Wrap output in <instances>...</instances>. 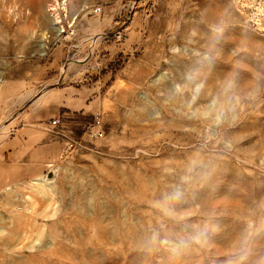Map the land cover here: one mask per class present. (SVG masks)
Returning <instances> with one entry per match:
<instances>
[{"label":"rangeland","instance_id":"1","mask_svg":"<svg viewBox=\"0 0 264 264\" xmlns=\"http://www.w3.org/2000/svg\"><path fill=\"white\" fill-rule=\"evenodd\" d=\"M125 2L0 0V264H264V0H138L118 39ZM100 77L102 138L6 161L29 89Z\"/></svg>","mask_w":264,"mask_h":264},{"label":"crops","instance_id":"2","mask_svg":"<svg viewBox=\"0 0 264 264\" xmlns=\"http://www.w3.org/2000/svg\"><path fill=\"white\" fill-rule=\"evenodd\" d=\"M124 22L127 23L117 16L116 23L119 27ZM133 28H136L133 21L125 26V29ZM131 43V41L122 43V48L132 49ZM65 75L63 74V77ZM54 81L48 83L44 89L40 87L29 89V97L32 95L28 100L30 111L20 114V123L15 132L4 135L2 138L3 146L7 147L5 153L7 162L14 163L15 160L16 163H25L34 151L36 153L40 151L39 156L36 157L43 158L45 159L43 162H46L49 154L43 150H51L57 141L55 136L45 132L46 129L60 126L64 133L74 136L75 130L79 128L76 122L81 115L88 114L94 117L96 113H99L98 109L106 93L103 78L100 77L93 82L64 81L58 85ZM52 119H58L56 125L50 123ZM67 121L73 122L74 127H66Z\"/></svg>","mask_w":264,"mask_h":264},{"label":"built area","instance_id":"3","mask_svg":"<svg viewBox=\"0 0 264 264\" xmlns=\"http://www.w3.org/2000/svg\"><path fill=\"white\" fill-rule=\"evenodd\" d=\"M139 7L138 0H126L122 6L117 11V16L122 19V21H128L131 17V15L136 11V9ZM93 14H100L101 13V6H95L91 8L90 10ZM127 23H123L114 33L118 39L121 38L123 35L122 32L125 30V26ZM70 27V26H69ZM70 34L73 33V30L71 29ZM58 122V119H52L50 123L52 125H56ZM84 135L91 140L99 139L103 137V130H102V123L100 119V114L96 113L93 117V120L91 123H89L85 129H84ZM2 162V158L0 156V163Z\"/></svg>","mask_w":264,"mask_h":264},{"label":"bare ground","instance_id":"4","mask_svg":"<svg viewBox=\"0 0 264 264\" xmlns=\"http://www.w3.org/2000/svg\"><path fill=\"white\" fill-rule=\"evenodd\" d=\"M42 46V45H41Z\"/></svg>","mask_w":264,"mask_h":264}]
</instances>
